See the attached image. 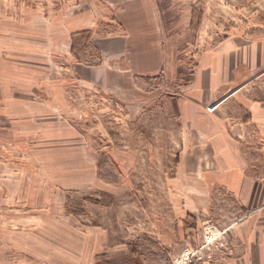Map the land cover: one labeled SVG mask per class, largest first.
<instances>
[{"label": "rangeland", "instance_id": "374dc122", "mask_svg": "<svg viewBox=\"0 0 264 264\" xmlns=\"http://www.w3.org/2000/svg\"><path fill=\"white\" fill-rule=\"evenodd\" d=\"M224 41L264 46V0H0V264H170L184 247L211 264L201 189L168 186ZM155 217L177 247L151 245Z\"/></svg>", "mask_w": 264, "mask_h": 264}, {"label": "crops", "instance_id": "0c3cea01", "mask_svg": "<svg viewBox=\"0 0 264 264\" xmlns=\"http://www.w3.org/2000/svg\"><path fill=\"white\" fill-rule=\"evenodd\" d=\"M231 47L225 41L220 45L208 83L191 97L190 130L183 133L179 161L168 187L176 193L184 188L201 189L202 224L209 225L208 235L216 229L220 238L214 248L219 253L211 264H264V90L253 84L264 70L254 80L245 74L264 64V46L243 51ZM213 106L217 118L204 114V108ZM217 189L219 197L215 196ZM185 194L182 205L199 204L198 199L189 200L193 195ZM177 200L175 194V205ZM173 219L177 220L175 215ZM150 226L148 234L156 242L151 245L159 249L178 246L179 230L171 218L155 217ZM124 245L117 246L125 251ZM109 264L115 262L109 260Z\"/></svg>", "mask_w": 264, "mask_h": 264}, {"label": "built area", "instance_id": "2783aa9c", "mask_svg": "<svg viewBox=\"0 0 264 264\" xmlns=\"http://www.w3.org/2000/svg\"><path fill=\"white\" fill-rule=\"evenodd\" d=\"M209 236L207 234L204 235V245L211 241L213 236L211 238H209ZM198 249L184 247L178 255L170 259V264H210L209 259L202 257Z\"/></svg>", "mask_w": 264, "mask_h": 264}]
</instances>
